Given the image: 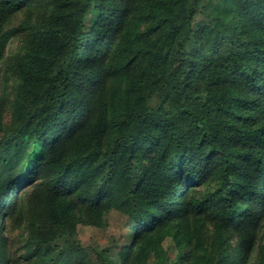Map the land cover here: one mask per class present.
I'll return each instance as SVG.
<instances>
[{
	"label": "trees",
	"instance_id": "trees-1",
	"mask_svg": "<svg viewBox=\"0 0 264 264\" xmlns=\"http://www.w3.org/2000/svg\"><path fill=\"white\" fill-rule=\"evenodd\" d=\"M37 1L0 0V62ZM137 1L49 0L26 29L0 103V264L17 215L26 264H90L76 227L113 211L134 235L97 264L185 263L160 241L192 215L216 226L206 264H264V0Z\"/></svg>",
	"mask_w": 264,
	"mask_h": 264
},
{
	"label": "rangeland",
	"instance_id": "rangeland-1",
	"mask_svg": "<svg viewBox=\"0 0 264 264\" xmlns=\"http://www.w3.org/2000/svg\"><path fill=\"white\" fill-rule=\"evenodd\" d=\"M142 0H138L135 8ZM49 9V0H39L31 4L28 8L15 14L5 25V32L12 37L6 48L3 60L0 62V103L6 99L9 103L13 96L16 83L15 65L24 54L26 44L29 41V32L26 31L31 25H35L41 20ZM88 24V23H87ZM89 25V24H88ZM108 41V40H107ZM131 74L139 72L137 68L129 71ZM123 74L111 77V81L123 80ZM6 122L9 119L8 108L5 110ZM26 223L20 216L8 221L6 237L8 239V250L12 257V264H26L24 256L26 249ZM181 227L169 232L160 241V245L171 260L178 256L187 257L183 264H206L204 255L211 250V244L216 235L214 223L205 220L202 216L192 215L187 219L183 218L178 223ZM132 223L123 214L113 211L107 218L106 226L99 228L87 224H78L76 227L75 239L82 246L90 250L88 261L90 264L96 263V256L93 251H108L112 256L119 250L126 247L132 240L134 232L131 229ZM181 228V229H180ZM230 243L234 247L238 242L236 233L230 235ZM263 232L259 234L260 241L263 240ZM154 262L151 258L149 264ZM251 264H256L254 261Z\"/></svg>",
	"mask_w": 264,
	"mask_h": 264
}]
</instances>
